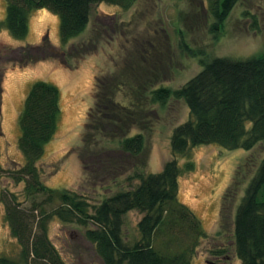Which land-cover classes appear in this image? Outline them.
<instances>
[{
    "label": "rangeland",
    "instance_id": "rangeland-1",
    "mask_svg": "<svg viewBox=\"0 0 264 264\" xmlns=\"http://www.w3.org/2000/svg\"><path fill=\"white\" fill-rule=\"evenodd\" d=\"M207 5L206 0H137L125 10L95 3L87 30L66 45L61 42L59 17L45 8L30 16L25 39L2 30L1 54L6 48H27L43 41L62 52L60 57H47L25 68H20L17 54L11 51L0 57V153L4 167L25 162L18 145L19 115L31 86L43 80L59 88L61 108L56 134L38 162L45 184L85 196L92 213L103 199L135 188L137 173L160 172L173 158V131L190 119V111L184 100L171 99L165 106L152 104L149 91L160 86L182 87L202 70V60L264 55V0H240L218 32L211 30L215 19ZM5 15L6 1L0 0V20ZM102 76L107 85L103 96L110 95L130 109L113 108L115 128L107 125L106 116L96 114V77ZM139 133L145 137L143 152L138 156L122 153L121 136ZM263 158L264 141L249 151L203 144L178 156L182 168L179 199L197 215L206 234L196 243L192 264H240L233 219L247 183L239 185L236 202L224 205L223 196L239 170L241 177L248 179ZM189 162L194 169L186 171ZM23 187V183L3 177L0 198L13 192L22 201ZM142 216L137 210L125 215V238L139 239ZM48 224L51 241L69 264H104L85 238L94 224L65 223L56 216L49 218ZM189 240L191 237L185 242ZM183 246L178 243L175 249ZM20 250L0 199V256L18 259Z\"/></svg>",
    "mask_w": 264,
    "mask_h": 264
},
{
    "label": "trees",
    "instance_id": "trees-1",
    "mask_svg": "<svg viewBox=\"0 0 264 264\" xmlns=\"http://www.w3.org/2000/svg\"><path fill=\"white\" fill-rule=\"evenodd\" d=\"M5 1L6 15L0 20V33L6 29L14 38L25 39L30 16L45 8L59 17L62 45L87 30L95 3L105 2L128 10L137 2ZM206 1L207 9L215 19L211 30L218 32L240 0ZM10 51L17 54L20 68L62 55L47 41L27 48H6L0 57L3 52L9 54ZM202 65V70L182 87L160 86L148 93L152 104L165 106L169 100L178 99L184 100L189 108L190 119L177 126L171 136L173 158L166 161L158 173H137L135 177L139 184L135 188L117 191L103 199L92 213L85 196L76 191L49 187L42 181L38 162L57 131L61 113L60 90L47 81L34 82L19 115L21 135L18 145L25 162L22 165L13 162L4 167L0 153V179L8 177L15 184H24V200L20 201L13 192H6L0 198L11 234L21 248L18 259L0 256V264H69L49 236V218L54 216L65 223L94 224L95 228L85 232V238L104 264H192L196 243L206 234L197 215L179 199L182 168L178 156L203 144L249 151L264 141V55L214 57L209 61L202 60ZM96 80V114L106 116L107 125L114 127L117 121L113 108L130 109L110 95L103 96L105 77H96ZM2 81L0 72V98ZM118 144L122 153L138 156L145 148V137L141 133L123 135ZM193 169L194 164L189 162L185 170ZM239 171L223 196V204L236 202L239 185L247 183L234 212L235 252L240 264H264V158L250 178L241 177L242 171ZM56 202L57 206L48 210L47 207ZM227 206L231 210V204ZM132 210L143 214L138 222L140 237L137 240H128L123 232L124 217ZM187 237L191 240L185 242ZM178 243L184 245L179 251L175 249Z\"/></svg>",
    "mask_w": 264,
    "mask_h": 264
}]
</instances>
